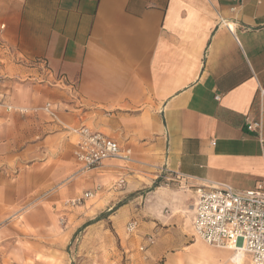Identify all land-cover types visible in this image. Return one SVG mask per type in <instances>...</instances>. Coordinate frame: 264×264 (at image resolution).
Wrapping results in <instances>:
<instances>
[{"label": "crops", "instance_id": "obj_1", "mask_svg": "<svg viewBox=\"0 0 264 264\" xmlns=\"http://www.w3.org/2000/svg\"><path fill=\"white\" fill-rule=\"evenodd\" d=\"M46 103L56 118L37 109ZM246 117L264 135V0H0V222L33 203L21 218L46 237L55 217L76 218L67 200L100 187L85 206L130 214L151 262L242 264L245 253L237 263L236 251L197 237L198 253L168 249L191 231L195 186L243 191L264 179ZM80 126L133 162L78 173ZM164 166L191 188L164 185Z\"/></svg>", "mask_w": 264, "mask_h": 264}, {"label": "built area", "instance_id": "obj_2", "mask_svg": "<svg viewBox=\"0 0 264 264\" xmlns=\"http://www.w3.org/2000/svg\"><path fill=\"white\" fill-rule=\"evenodd\" d=\"M4 107L7 111H16L20 114L28 111V108L10 104H4ZM37 109L51 118H56L51 103ZM244 126L248 132L256 135L260 145L264 147L262 120H251L246 117ZM72 132L77 135L73 156L79 171L101 168L111 159L126 164L133 162L130 149H122L116 140L98 130L80 126ZM159 171V177L162 178L164 185L174 182L180 189L191 188L189 176L174 172L172 177L166 166ZM100 189L96 187L85 190L67 200L65 206L71 208L81 205L93 198ZM194 193L192 228L195 237L216 248L229 250L240 248L247 256L249 264H264V179L254 188L243 191H236L225 184L202 183L194 187ZM135 225L136 222L132 221L127 229L131 231ZM146 241L147 245H152L154 237L148 236ZM143 248L144 246H141L140 250Z\"/></svg>", "mask_w": 264, "mask_h": 264}, {"label": "rangeland", "instance_id": "obj_3", "mask_svg": "<svg viewBox=\"0 0 264 264\" xmlns=\"http://www.w3.org/2000/svg\"><path fill=\"white\" fill-rule=\"evenodd\" d=\"M77 172L82 173L79 166ZM94 199L93 197L86 202ZM128 199L126 196L122 200ZM32 204L22 201L14 212L0 222V229L10 225L9 236L5 241L0 238V264H162V260L151 262L149 257L145 256V247L140 250L141 244L133 242L137 236L135 232L138 224L136 223L134 229L129 231L128 224L136 220L126 212L119 211L118 214L116 210L118 204L103 212L90 210V206H85L86 203L71 207L68 212L75 213L76 218L67 225L66 221L55 217L52 219L55 230L50 229L52 232L47 233L46 237L33 232L25 224V219L21 218ZM190 229L191 231L185 233L183 237L178 234L183 240L180 244L174 242L176 237L173 233L174 243L168 250L173 253L176 251L198 253L203 244L195 242L192 221ZM37 230L43 232L41 229ZM188 258L193 262L189 255ZM242 264H248L246 256Z\"/></svg>", "mask_w": 264, "mask_h": 264}, {"label": "bare ground", "instance_id": "obj_4", "mask_svg": "<svg viewBox=\"0 0 264 264\" xmlns=\"http://www.w3.org/2000/svg\"><path fill=\"white\" fill-rule=\"evenodd\" d=\"M233 251L237 252V255L234 257V259L237 263H239L244 257L243 255L244 252L240 248H238L237 250H233Z\"/></svg>", "mask_w": 264, "mask_h": 264}]
</instances>
